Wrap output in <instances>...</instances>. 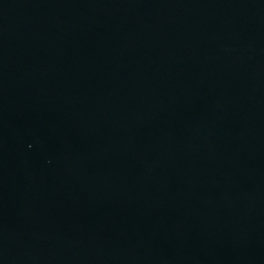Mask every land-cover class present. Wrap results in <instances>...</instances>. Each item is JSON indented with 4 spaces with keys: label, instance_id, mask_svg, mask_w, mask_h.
Here are the masks:
<instances>
[{
    "label": "water",
    "instance_id": "1",
    "mask_svg": "<svg viewBox=\"0 0 264 264\" xmlns=\"http://www.w3.org/2000/svg\"><path fill=\"white\" fill-rule=\"evenodd\" d=\"M0 264H264V0H0Z\"/></svg>",
    "mask_w": 264,
    "mask_h": 264
}]
</instances>
